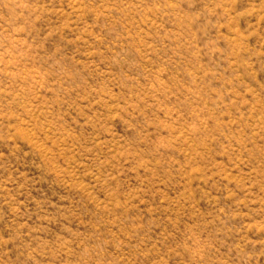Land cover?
Returning a JSON list of instances; mask_svg holds the SVG:
<instances>
[{"label": "rangeland", "instance_id": "1", "mask_svg": "<svg viewBox=\"0 0 264 264\" xmlns=\"http://www.w3.org/2000/svg\"><path fill=\"white\" fill-rule=\"evenodd\" d=\"M0 264H264V0H0Z\"/></svg>", "mask_w": 264, "mask_h": 264}]
</instances>
